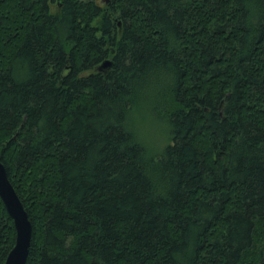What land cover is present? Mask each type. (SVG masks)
<instances>
[{
  "label": "trees",
  "instance_id": "obj_1",
  "mask_svg": "<svg viewBox=\"0 0 264 264\" xmlns=\"http://www.w3.org/2000/svg\"><path fill=\"white\" fill-rule=\"evenodd\" d=\"M106 1L0 0L26 264H264V0ZM14 242L0 200V264Z\"/></svg>",
  "mask_w": 264,
  "mask_h": 264
},
{
  "label": "water",
  "instance_id": "obj_2",
  "mask_svg": "<svg viewBox=\"0 0 264 264\" xmlns=\"http://www.w3.org/2000/svg\"><path fill=\"white\" fill-rule=\"evenodd\" d=\"M110 62L104 61L99 71H104ZM0 200L8 216L12 219L15 229V242L8 253L4 264H26L32 236V224L19 197L11 185L6 169L0 162Z\"/></svg>",
  "mask_w": 264,
  "mask_h": 264
},
{
  "label": "rangeland",
  "instance_id": "obj_3",
  "mask_svg": "<svg viewBox=\"0 0 264 264\" xmlns=\"http://www.w3.org/2000/svg\"><path fill=\"white\" fill-rule=\"evenodd\" d=\"M95 2L101 6L107 3L106 0H95ZM133 120H135V129L140 141L152 154L158 153L167 143L166 137L162 131V124L158 125L154 122L153 118H150L148 113H140L134 116Z\"/></svg>",
  "mask_w": 264,
  "mask_h": 264
}]
</instances>
